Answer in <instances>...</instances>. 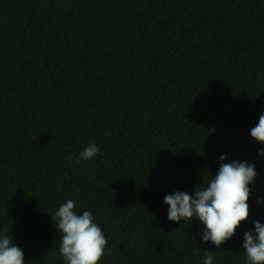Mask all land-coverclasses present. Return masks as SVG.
Masks as SVG:
<instances>
[{"label": "trees", "instance_id": "trees-1", "mask_svg": "<svg viewBox=\"0 0 264 264\" xmlns=\"http://www.w3.org/2000/svg\"><path fill=\"white\" fill-rule=\"evenodd\" d=\"M262 112L264 0H0V231L26 264H64L51 217L72 199L106 236L102 264H203L205 249L247 264ZM222 154L258 178L217 249L198 221H169L164 197L205 186Z\"/></svg>", "mask_w": 264, "mask_h": 264}, {"label": "clouds", "instance_id": "clouds-1", "mask_svg": "<svg viewBox=\"0 0 264 264\" xmlns=\"http://www.w3.org/2000/svg\"><path fill=\"white\" fill-rule=\"evenodd\" d=\"M250 136L260 147L257 154L264 159V112L250 129ZM100 151L96 143L86 146L76 162L92 161ZM71 157L69 160L71 161ZM220 166L205 186L197 185L193 193L176 190L164 197L168 220L179 224L198 221L200 239L217 249L233 238L250 217V199L258 178L255 163L246 160L228 162L226 154L219 157ZM258 207H264V197H257ZM195 218V219H193ZM61 236L59 254L64 264H102L109 254L108 241L93 213H80L72 199L61 203L51 217ZM253 228L243 231L247 264H264V222L255 220ZM203 264H215L213 251L203 250ZM0 264H26L24 252L9 236L0 231Z\"/></svg>", "mask_w": 264, "mask_h": 264}]
</instances>
